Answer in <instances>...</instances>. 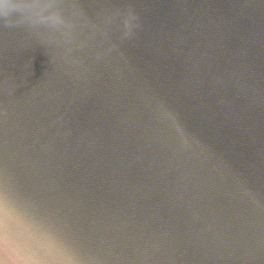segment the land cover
Listing matches in <instances>:
<instances>
[{"label":"water","instance_id":"obj_1","mask_svg":"<svg viewBox=\"0 0 264 264\" xmlns=\"http://www.w3.org/2000/svg\"><path fill=\"white\" fill-rule=\"evenodd\" d=\"M32 2L0 184L78 264H264V0Z\"/></svg>","mask_w":264,"mask_h":264},{"label":"clouds","instance_id":"obj_2","mask_svg":"<svg viewBox=\"0 0 264 264\" xmlns=\"http://www.w3.org/2000/svg\"><path fill=\"white\" fill-rule=\"evenodd\" d=\"M32 0H0V25L21 28ZM130 32L126 33V35ZM78 264L62 232L36 215L32 201L20 197L5 179L0 184V264Z\"/></svg>","mask_w":264,"mask_h":264}]
</instances>
